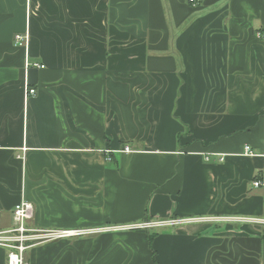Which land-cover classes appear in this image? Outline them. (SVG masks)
<instances>
[{
	"label": "crops",
	"instance_id": "1",
	"mask_svg": "<svg viewBox=\"0 0 264 264\" xmlns=\"http://www.w3.org/2000/svg\"><path fill=\"white\" fill-rule=\"evenodd\" d=\"M263 28L264 0H0V230L25 198L98 229L31 264H264Z\"/></svg>",
	"mask_w": 264,
	"mask_h": 264
},
{
	"label": "built area",
	"instance_id": "2",
	"mask_svg": "<svg viewBox=\"0 0 264 264\" xmlns=\"http://www.w3.org/2000/svg\"><path fill=\"white\" fill-rule=\"evenodd\" d=\"M201 0H189L191 3H197ZM257 36L264 39V28L257 31ZM29 41V34L15 35L16 45H27ZM27 66L33 64L34 66L44 67L43 64L31 63L26 61ZM36 89L29 84L26 87V95L28 97L36 94ZM124 152L130 153L133 151L129 145L123 149ZM245 154L256 155L258 154L250 145L245 146ZM264 155V151H263ZM111 160V157H108ZM255 186L262 184L261 180H256L253 183ZM14 225L6 230H0V246L8 249V264H31L27 257L26 252L30 248L40 243L55 241L62 238H76L84 235H89L98 232L97 228L92 227H74V228H35L30 225V221L34 216V204L32 201L22 198L13 208ZM185 222L181 219H170L167 221H145L141 223H132L123 225L124 228H153L162 224H177Z\"/></svg>",
	"mask_w": 264,
	"mask_h": 264
},
{
	"label": "rangeland",
	"instance_id": "3",
	"mask_svg": "<svg viewBox=\"0 0 264 264\" xmlns=\"http://www.w3.org/2000/svg\"><path fill=\"white\" fill-rule=\"evenodd\" d=\"M30 250H27L26 254L29 253Z\"/></svg>",
	"mask_w": 264,
	"mask_h": 264
},
{
	"label": "trees",
	"instance_id": "4",
	"mask_svg": "<svg viewBox=\"0 0 264 264\" xmlns=\"http://www.w3.org/2000/svg\"><path fill=\"white\" fill-rule=\"evenodd\" d=\"M146 220H148V221H149V218L147 217V218H146Z\"/></svg>",
	"mask_w": 264,
	"mask_h": 264
}]
</instances>
